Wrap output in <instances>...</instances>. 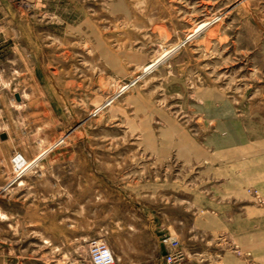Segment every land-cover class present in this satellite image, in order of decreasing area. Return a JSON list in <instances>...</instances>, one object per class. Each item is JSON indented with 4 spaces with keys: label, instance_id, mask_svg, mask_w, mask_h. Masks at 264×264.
I'll use <instances>...</instances> for the list:
<instances>
[{
    "label": "rangeland",
    "instance_id": "1",
    "mask_svg": "<svg viewBox=\"0 0 264 264\" xmlns=\"http://www.w3.org/2000/svg\"><path fill=\"white\" fill-rule=\"evenodd\" d=\"M0 108V264H124L136 210L172 264H264V0H0Z\"/></svg>",
    "mask_w": 264,
    "mask_h": 264
},
{
    "label": "crops",
    "instance_id": "2",
    "mask_svg": "<svg viewBox=\"0 0 264 264\" xmlns=\"http://www.w3.org/2000/svg\"><path fill=\"white\" fill-rule=\"evenodd\" d=\"M12 108V106H11ZM0 108V129L2 123ZM1 136H4L2 138ZM18 144L14 136L5 130H0V169L5 172L4 163H8ZM8 171V170H7ZM9 178V173L1 174L0 186L3 187V180ZM114 231H117L119 241L123 243L124 264H156V259H150L149 253H162L161 237L164 226L154 220H149L146 213L139 210L132 211L130 216L121 214L114 221ZM112 224L109 223V235H111ZM112 236V235H111ZM110 236V237H111ZM168 249V247H167Z\"/></svg>",
    "mask_w": 264,
    "mask_h": 264
},
{
    "label": "built area",
    "instance_id": "3",
    "mask_svg": "<svg viewBox=\"0 0 264 264\" xmlns=\"http://www.w3.org/2000/svg\"><path fill=\"white\" fill-rule=\"evenodd\" d=\"M91 255L90 262L91 264H114L115 259L110 248L103 242L95 241L91 245ZM174 255L167 251V254L164 256L166 259L165 264H172Z\"/></svg>",
    "mask_w": 264,
    "mask_h": 264
},
{
    "label": "bare ground",
    "instance_id": "4",
    "mask_svg": "<svg viewBox=\"0 0 264 264\" xmlns=\"http://www.w3.org/2000/svg\"><path fill=\"white\" fill-rule=\"evenodd\" d=\"M207 20V19H206ZM205 20V21H206ZM204 21V22H205ZM208 23L209 22H206V23H202L199 27H197V29L195 30V31H193V32H191V34H190V37H194V36H197L200 32H201V30L203 29V28H209V26H210V24H211V22L209 23V25H208ZM207 24V25H206ZM160 56L159 57H157V58H155V60H153L152 62H150V63H147L146 65H144L143 66V71H142V75H144L145 73H147V72H149L153 67H156L158 64H159V61H160ZM110 100H107L105 103H104V105L105 104H107L108 102H109ZM190 145V144H189ZM192 147V146H191ZM245 172H246V174H248V173H253L252 175H256V174H258V175H260L261 177H262V179L261 180H258L259 182V184H262L261 185V190L264 192V164H262V165H256V166H252V167H250V166H248L247 168H246V170H245ZM256 174H255V173ZM259 173H261V174H259ZM263 173V174H262ZM19 176V174H17L16 176H15V178L14 179H16V177H18ZM12 182V180L10 181V183ZM214 221V220H213ZM215 221H217V220H215ZM258 239H260L259 237H258ZM257 239V240H258ZM258 245V244H257ZM167 251H168V249H167Z\"/></svg>",
    "mask_w": 264,
    "mask_h": 264
},
{
    "label": "water",
    "instance_id": "5",
    "mask_svg": "<svg viewBox=\"0 0 264 264\" xmlns=\"http://www.w3.org/2000/svg\"><path fill=\"white\" fill-rule=\"evenodd\" d=\"M16 98H17V100H20L19 93H16ZM1 137L4 138V136H1ZM161 250H162L163 256H165L167 254V249H166V246L163 242H161Z\"/></svg>",
    "mask_w": 264,
    "mask_h": 264
}]
</instances>
